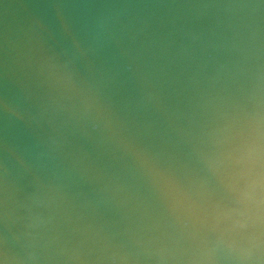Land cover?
I'll list each match as a JSON object with an SVG mask.
<instances>
[{
  "label": "water",
  "instance_id": "water-1",
  "mask_svg": "<svg viewBox=\"0 0 264 264\" xmlns=\"http://www.w3.org/2000/svg\"><path fill=\"white\" fill-rule=\"evenodd\" d=\"M0 264H264V0H0Z\"/></svg>",
  "mask_w": 264,
  "mask_h": 264
}]
</instances>
